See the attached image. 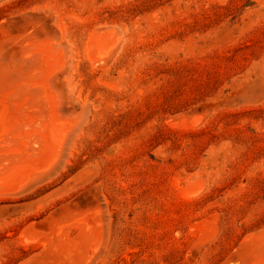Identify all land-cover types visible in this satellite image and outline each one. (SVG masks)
<instances>
[{"label":"rangeland","instance_id":"rangeland-1","mask_svg":"<svg viewBox=\"0 0 264 264\" xmlns=\"http://www.w3.org/2000/svg\"><path fill=\"white\" fill-rule=\"evenodd\" d=\"M39 46L66 136L50 173L0 193V264H258L264 0H0L21 126L44 110Z\"/></svg>","mask_w":264,"mask_h":264},{"label":"bare ground","instance_id":"bare-ground-1","mask_svg":"<svg viewBox=\"0 0 264 264\" xmlns=\"http://www.w3.org/2000/svg\"><path fill=\"white\" fill-rule=\"evenodd\" d=\"M106 33L107 31L96 30L90 34L87 45L88 57L91 61H102L110 54L111 40L105 37ZM38 48L40 53L36 66L40 77L34 82V89L44 101V110L40 118L34 122L32 117H29V124L23 123L21 126L17 122L20 120L17 114L18 100L15 96H10L5 89H0V150H5L3 154L5 156L0 158V193H14L25 184L28 185V182L39 177L41 179V176L51 171L55 166L59 146L66 136L67 126L59 119L55 97L47 83L48 77L55 68L52 65L50 47ZM183 189H185L184 194L188 196L193 195L197 190L191 186ZM256 258L258 264H264V246L260 248Z\"/></svg>","mask_w":264,"mask_h":264}]
</instances>
